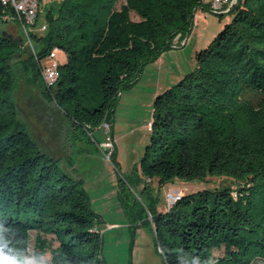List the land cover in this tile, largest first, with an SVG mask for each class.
<instances>
[{
	"label": "trees",
	"instance_id": "1",
	"mask_svg": "<svg viewBox=\"0 0 264 264\" xmlns=\"http://www.w3.org/2000/svg\"><path fill=\"white\" fill-rule=\"evenodd\" d=\"M200 9H207L203 0H63L47 13L43 35L36 32L38 15L30 32L37 51L25 60V43L0 34V246L6 251L25 261L29 235L37 232L38 262L46 251L41 236L50 235L59 243L51 264H107L103 220L83 181L62 170L19 119L12 62L20 58L73 140H93L104 124L112 135L121 94L139 82L147 64L189 36ZM230 14L232 21L196 53V70L156 97L141 177L119 179L128 219L152 225L165 264L264 262V0H238ZM12 20L20 24L0 2V22ZM55 48L67 60L58 62L59 77L49 85L42 62ZM207 176L237 184L182 193L164 213L138 200L151 197L156 179Z\"/></svg>",
	"mask_w": 264,
	"mask_h": 264
},
{
	"label": "rangeland",
	"instance_id": "2",
	"mask_svg": "<svg viewBox=\"0 0 264 264\" xmlns=\"http://www.w3.org/2000/svg\"><path fill=\"white\" fill-rule=\"evenodd\" d=\"M63 0H41L38 34L40 27L48 24L47 13L51 8L57 9ZM124 3H120L118 8ZM132 19L139 18L132 14ZM233 19L232 14L220 18L209 10H198L194 19L192 31L187 37L186 47L176 42L178 46L162 53L156 60L145 66L139 82L131 89L125 90L120 97L115 111L112 135L104 130L93 134V140H73V133L65 123L61 112L53 104H48L37 88L28 78L26 70L21 68L19 61L35 56L37 51L34 42H29L21 24L17 21L0 22V34H7L25 43L27 55L15 59L14 74L16 88L14 99L19 110V119L32 132L43 150L59 160V166L73 178L82 180L84 192L88 196L92 210L101 216L103 222L99 226L102 241V257L107 264H165V260L157 247L156 237L149 222L131 224L118 197L119 179L128 183L131 178L141 177L140 164L147 146L150 144L151 132L149 124L153 117V105L158 94L177 85L187 74L194 72L196 51L194 44L200 50L213 42L221 29ZM185 38V39H187ZM193 49V50H192ZM67 58L63 52L58 54L57 61L64 64ZM43 67H50L52 62L46 58ZM183 72V77H180ZM107 138H113L115 146V165L100 150L98 143L104 144ZM96 142V143H94ZM237 184L225 177L207 176L204 180L180 181L160 184L154 180L151 197L138 200L156 211H167V201L170 194L178 192L184 195L201 191H215L221 187H232ZM152 198V199H151ZM149 220H150V216ZM112 225L116 227L111 228ZM37 232L29 235L27 264H51L52 254L59 247L53 236H41L45 239L44 256L36 260ZM224 249L215 251L216 259L224 256ZM256 264H264L257 261Z\"/></svg>",
	"mask_w": 264,
	"mask_h": 264
},
{
	"label": "built area",
	"instance_id": "3",
	"mask_svg": "<svg viewBox=\"0 0 264 264\" xmlns=\"http://www.w3.org/2000/svg\"><path fill=\"white\" fill-rule=\"evenodd\" d=\"M0 2L5 6H10L13 8L18 16V20L21 24V28L24 31L29 42L30 32L33 26L36 25V20L40 14L41 0H0ZM238 3V0H203V5L214 15L225 16L230 14L231 9ZM38 29H36L37 31ZM41 32L46 31V25L40 27ZM184 44V43H183ZM60 50L58 48L53 49L49 55V59L52 62L50 67H44L42 71L43 79L49 85H53L59 77L58 73V54ZM151 124H149V128ZM103 130L109 134L110 126L108 124L103 125ZM100 150H102L108 159H111V155L115 150L113 140L107 138L104 144L100 145ZM182 197V193L170 194L167 201V209H170L177 201Z\"/></svg>",
	"mask_w": 264,
	"mask_h": 264
},
{
	"label": "clouds",
	"instance_id": "4",
	"mask_svg": "<svg viewBox=\"0 0 264 264\" xmlns=\"http://www.w3.org/2000/svg\"><path fill=\"white\" fill-rule=\"evenodd\" d=\"M5 249L6 245L0 246V264H27V261H21L13 255L12 250Z\"/></svg>",
	"mask_w": 264,
	"mask_h": 264
},
{
	"label": "crops",
	"instance_id": "5",
	"mask_svg": "<svg viewBox=\"0 0 264 264\" xmlns=\"http://www.w3.org/2000/svg\"><path fill=\"white\" fill-rule=\"evenodd\" d=\"M181 41H182V44L180 45V47L181 46L186 47L188 45V42H189L188 38L187 39H184V40H181ZM193 49H195V51L197 53L199 51V49H200V46H198V44L195 43L194 46H193ZM183 75H184L183 72H180V75L179 76L180 77H183ZM113 127H114V125H113ZM114 227H116V226L115 225H112L111 226V228H114Z\"/></svg>",
	"mask_w": 264,
	"mask_h": 264
}]
</instances>
